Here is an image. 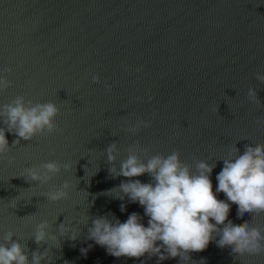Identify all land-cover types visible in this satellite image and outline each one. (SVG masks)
Returning a JSON list of instances; mask_svg holds the SVG:
<instances>
[{
    "label": "water",
    "instance_id": "95a60500",
    "mask_svg": "<svg viewBox=\"0 0 264 264\" xmlns=\"http://www.w3.org/2000/svg\"><path fill=\"white\" fill-rule=\"evenodd\" d=\"M257 73L264 75V0H0V76L12 83L0 92V106L23 96L60 110L59 131L21 140L0 158V243L13 232L29 259L47 249L42 264H158L147 255L115 258L88 239L96 216L124 222L137 213L147 226L139 204L109 192L124 180L113 178L109 167L119 171L137 142L148 149L136 153L145 162L175 150L193 173L197 161L214 167L215 192L222 160L235 147L242 154L245 145H264V126L257 124L264 119V84ZM250 88L259 105L249 101ZM137 118L151 126L136 135L126 132L124 122ZM7 139L11 145L16 137L9 133ZM112 143L119 154L109 165ZM50 161L70 163L71 171L43 186L21 178L26 168ZM139 179L151 182L148 175ZM65 181L76 186L69 199L48 201L45 193ZM217 198L226 200L223 193ZM229 219L264 228V215L238 219L236 205ZM43 221L53 226L56 244L35 243V226ZM61 223L75 241L59 237ZM190 255L191 264H264V254L234 257L215 241Z\"/></svg>",
    "mask_w": 264,
    "mask_h": 264
},
{
    "label": "clouds",
    "instance_id": "9594fccd",
    "mask_svg": "<svg viewBox=\"0 0 264 264\" xmlns=\"http://www.w3.org/2000/svg\"><path fill=\"white\" fill-rule=\"evenodd\" d=\"M6 71H10L7 69ZM93 82L100 84L99 76H93ZM256 79L264 84V75L257 73ZM12 86L6 76H0V92ZM106 91L111 87L105 85ZM151 99V97H150ZM248 99L259 105L261 102L255 89H249ZM215 110V109H214ZM59 108L51 102L35 103L17 96L11 103L0 106V158L12 150L13 145H20L21 140L33 141L37 136L52 135L59 131L56 118ZM125 131L138 134L143 128L151 126L150 122L137 118L136 123L126 120ZM258 126H264V119L257 120ZM16 139L9 144L7 134ZM138 151L147 152L139 142L129 146V155L120 164L119 171L109 167L113 178L123 177L115 199L139 204L144 209L147 226L142 222L144 217L137 213L128 215L124 222L112 216H96L88 228V239L107 250L115 258L149 259L158 258L159 262L179 258L183 264H191V253H199L215 241L221 249H229L234 257H252L264 254V228L254 226L251 221L235 224L229 219L231 206L237 207V218L248 214L254 219L264 215V145H245L241 154L234 148L227 158L223 159V168L217 174V187L213 191L211 174L213 166L206 161L195 163V173L189 164L182 162L180 153L172 151L168 155L155 154L141 160ZM119 154L116 143L106 149L107 162L114 165ZM8 163H14L9 160ZM70 163L61 164L50 161L39 166L26 168L21 178L30 185H47L62 172L71 171ZM148 175L151 182H141L139 177ZM76 186L65 181L60 187L45 193V198L52 203L69 199L70 192ZM223 193L226 200L217 198ZM13 208L17 205L13 201ZM125 205H121V211ZM53 226L43 221L35 226L33 239L40 246L58 242V236L50 235ZM59 237L75 241L77 236L72 229L61 223L57 228ZM14 233L4 236L6 244L0 243V264H42L47 260V249L44 252L31 253V259L24 246L13 239ZM86 254L88 249H81Z\"/></svg>",
    "mask_w": 264,
    "mask_h": 264
}]
</instances>
